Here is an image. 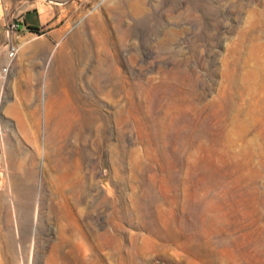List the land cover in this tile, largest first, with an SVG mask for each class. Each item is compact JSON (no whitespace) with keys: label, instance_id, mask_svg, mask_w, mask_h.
<instances>
[{"label":"rangeland","instance_id":"obj_1","mask_svg":"<svg viewBox=\"0 0 264 264\" xmlns=\"http://www.w3.org/2000/svg\"><path fill=\"white\" fill-rule=\"evenodd\" d=\"M0 31V264H264V0H0Z\"/></svg>","mask_w":264,"mask_h":264},{"label":"bare ground","instance_id":"obj_2","mask_svg":"<svg viewBox=\"0 0 264 264\" xmlns=\"http://www.w3.org/2000/svg\"><path fill=\"white\" fill-rule=\"evenodd\" d=\"M42 44L43 43L38 44L36 48L39 49V47H41ZM69 44L79 49L82 48V40L80 38V34L79 33L74 34L68 44H64L62 46L60 45V50L55 55L57 61L60 64V71L58 74V78H52L51 76L50 78L48 76L43 77V84H42V89L40 91V97H41V104L43 105L45 104L44 106L45 109L47 108V106H49V108L52 111L57 109V106L54 104L55 101L52 98L48 99V94L52 93L53 90L56 89L57 85H60V92L63 88L69 87L70 85H72L73 89L77 88V86L73 83L72 80L73 74L75 72V67L73 64L74 57L72 56V54L68 52ZM54 54H55V49L52 52V55ZM96 70L100 71V65H98ZM109 79L110 77L107 78V80ZM93 80L99 81V79L97 80V78H94ZM66 99L67 98L64 99L62 95H60V136L64 134V131H68L70 129L83 130L93 127V124L96 121L95 114L92 111H87L83 113L77 111V114L72 113L70 109L73 107V103L70 100H66ZM46 123H47V116L45 119L44 130H46L47 128ZM65 168L66 166L63 163V161H60V171L64 170ZM81 187L82 184L80 180L73 179L67 174L62 177H59V181L57 183V189L59 192L60 190L61 191L68 190L70 193L74 195V197L77 196V193ZM57 210H59L60 213V208ZM16 225L17 224H15V226ZM35 228H36V222L34 223V229H33L34 232H35ZM58 249L60 250V245Z\"/></svg>","mask_w":264,"mask_h":264},{"label":"built area","instance_id":"obj_3","mask_svg":"<svg viewBox=\"0 0 264 264\" xmlns=\"http://www.w3.org/2000/svg\"><path fill=\"white\" fill-rule=\"evenodd\" d=\"M17 27H19V25ZM17 54H18V49L15 46H8V49H7V52H6V60H9L10 62H12L16 58ZM10 62H8V64L5 63L0 68V82L7 75V72H8L9 67H10ZM1 95H3V88L0 85V96ZM3 137H4V132H3L2 126L0 124V141L3 140Z\"/></svg>","mask_w":264,"mask_h":264},{"label":"crops","instance_id":"obj_4","mask_svg":"<svg viewBox=\"0 0 264 264\" xmlns=\"http://www.w3.org/2000/svg\"><path fill=\"white\" fill-rule=\"evenodd\" d=\"M27 20V18H26ZM2 35V32L0 31V37ZM5 58L2 57V44L0 43V68L4 65Z\"/></svg>","mask_w":264,"mask_h":264}]
</instances>
